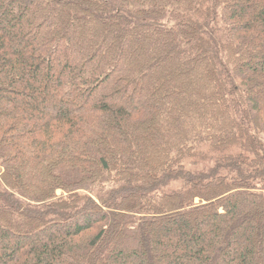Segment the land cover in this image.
Returning <instances> with one entry per match:
<instances>
[{
  "label": "trees",
  "instance_id": "16d2710c",
  "mask_svg": "<svg viewBox=\"0 0 264 264\" xmlns=\"http://www.w3.org/2000/svg\"><path fill=\"white\" fill-rule=\"evenodd\" d=\"M0 264H264V0H0Z\"/></svg>",
  "mask_w": 264,
  "mask_h": 264
},
{
  "label": "rangeland",
  "instance_id": "374dc122",
  "mask_svg": "<svg viewBox=\"0 0 264 264\" xmlns=\"http://www.w3.org/2000/svg\"><path fill=\"white\" fill-rule=\"evenodd\" d=\"M213 153L216 154L217 151H214ZM186 164H188V166H187L188 169H190L193 172L206 171L212 166L211 162H206V163H202V164H199V165H191L188 162ZM180 186H181V183H178V184L174 183V184H172L170 186V188L178 189Z\"/></svg>",
  "mask_w": 264,
  "mask_h": 264
}]
</instances>
